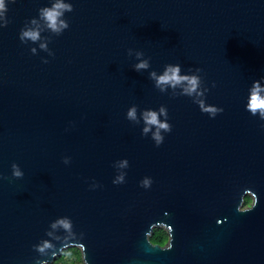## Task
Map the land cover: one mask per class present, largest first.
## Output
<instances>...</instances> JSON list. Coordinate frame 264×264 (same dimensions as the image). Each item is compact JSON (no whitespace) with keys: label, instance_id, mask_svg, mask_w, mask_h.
Instances as JSON below:
<instances>
[{"label":"water","instance_id":"95a60500","mask_svg":"<svg viewBox=\"0 0 264 264\" xmlns=\"http://www.w3.org/2000/svg\"><path fill=\"white\" fill-rule=\"evenodd\" d=\"M53 2L6 0L0 15V264L51 259L32 247L48 231L57 250L82 241L89 264H264V119L245 108L264 77V0H68L60 32L39 16ZM169 63L202 95L156 86ZM161 105L171 130L156 145L142 111ZM58 216L71 233L51 228ZM169 224L172 247L150 245Z\"/></svg>","mask_w":264,"mask_h":264},{"label":"clouds","instance_id":"9594fccd","mask_svg":"<svg viewBox=\"0 0 264 264\" xmlns=\"http://www.w3.org/2000/svg\"><path fill=\"white\" fill-rule=\"evenodd\" d=\"M6 7V0H0V15H3V10ZM72 4L68 0H54L51 5H45L39 9V16L45 21L47 27H49L54 32H60L64 28L68 27L67 21L61 19L64 11H71ZM35 22V21H33ZM20 38L23 41L25 38L32 41H36L39 38V29L37 28H25L20 32ZM41 47H46L45 44H41ZM34 52L35 49L33 48ZM141 53H137L140 56ZM47 62V61H45ZM148 61L146 59L138 60L137 63L133 65L135 70L141 68H147ZM199 71V69H197ZM150 77L155 81L156 86L163 90L166 86L175 88L176 86H181V91L183 94L192 95L196 93L197 95H202L201 91H198L200 78L195 72H184L181 73L179 64H166L164 70L157 74L155 71L149 73ZM260 79H264L261 77ZM260 79H254L249 87L247 103L245 104L246 110L251 114L256 115L259 113L261 119H264V84H261ZM215 82H213L214 84ZM200 110L207 112L209 116H215L218 112L223 111L221 106L216 105H205L203 100L198 101ZM165 116V120H160L159 117ZM126 117L128 119H137L136 106L131 105L128 107L126 112ZM142 117L144 120V127L142 129L143 133L150 130L151 126H155V131L152 135L156 142V145H160L164 139L160 132V129L165 131L171 130V124L167 121V111L166 108L161 105L159 109L147 108L142 111ZM65 164L69 163L70 157L65 155L62 157ZM127 158L120 161L121 167L127 165ZM11 175L13 177H22L24 175L21 167L13 161L11 164ZM125 182V173L120 172L115 176L112 183L121 184ZM139 184L144 187H150L151 180L148 177L143 178L139 181ZM99 184L93 178V182L89 185L90 188H96ZM257 203V196L255 193L250 195H245L243 198V204L240 205L238 211L244 212L250 210ZM167 214V212H166ZM219 222V221H218ZM71 220L67 216H58L51 222V228L57 229L62 228L65 231L71 233ZM47 236L53 239H41L40 241L34 243L32 247L39 253H47L51 256V259H41L40 257L35 258V264H89L86 259V245L81 241L79 243H65L58 250L53 240H59L61 237L52 231L47 232ZM67 240V237H64ZM148 241L152 246H159L161 249H170L172 247V228L168 225L167 230L163 227L156 228L153 227L151 235L148 237ZM51 250V251H48Z\"/></svg>","mask_w":264,"mask_h":264}]
</instances>
